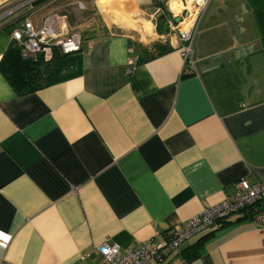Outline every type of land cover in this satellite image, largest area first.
Instances as JSON below:
<instances>
[{
    "label": "crops",
    "instance_id": "crops-1",
    "mask_svg": "<svg viewBox=\"0 0 264 264\" xmlns=\"http://www.w3.org/2000/svg\"><path fill=\"white\" fill-rule=\"evenodd\" d=\"M37 7L69 14L80 66L25 94L0 70V264H101V243L127 250L218 203L239 179L264 182V1L208 0L192 69L166 22L155 31L153 0ZM155 42L171 50L146 59ZM8 45L2 28L0 60ZM242 216L165 262L264 264V225Z\"/></svg>",
    "mask_w": 264,
    "mask_h": 264
},
{
    "label": "built area",
    "instance_id": "built-area-1",
    "mask_svg": "<svg viewBox=\"0 0 264 264\" xmlns=\"http://www.w3.org/2000/svg\"><path fill=\"white\" fill-rule=\"evenodd\" d=\"M6 1L10 3L1 7L4 2L0 0V29H9L8 47L16 49L22 60L48 63L56 51L63 55H73L81 50L82 34L69 28L66 14L50 12L41 16L37 22L28 17L31 9H34V0ZM153 1L168 4L172 15L167 21L168 27L176 30L179 49L187 66L192 69L194 60L191 42L199 15L208 0H179L181 8L178 11L170 8L169 2L172 0ZM175 18L179 20L175 21ZM153 25L156 28V19ZM137 61V55L128 59L125 74H131ZM249 208L254 210L251 218L264 225V182L250 184L239 179L234 183L233 193L205 207L201 213L177 227L168 229L161 236L154 235L124 251L118 244L105 241L96 247V251L102 259L101 264H167L166 253L176 252L185 241L207 229L222 225L232 215H245Z\"/></svg>",
    "mask_w": 264,
    "mask_h": 264
},
{
    "label": "trees",
    "instance_id": "trees-1",
    "mask_svg": "<svg viewBox=\"0 0 264 264\" xmlns=\"http://www.w3.org/2000/svg\"><path fill=\"white\" fill-rule=\"evenodd\" d=\"M45 1L34 0L33 5L37 6ZM154 6L161 7L162 3L154 2ZM165 19V14L158 15L156 19V31L158 33L163 30L161 25ZM152 50L151 53L144 51L146 59L168 52L171 47L155 43L152 45ZM66 56L56 51L53 59L48 63L29 62L22 60L16 49L7 47L0 60V70L17 93L25 94L76 76L80 66V57L78 55H69L68 58L70 59H67ZM253 213V208H249L241 218L251 217Z\"/></svg>",
    "mask_w": 264,
    "mask_h": 264
},
{
    "label": "rangeland",
    "instance_id": "rangeland-1",
    "mask_svg": "<svg viewBox=\"0 0 264 264\" xmlns=\"http://www.w3.org/2000/svg\"><path fill=\"white\" fill-rule=\"evenodd\" d=\"M165 2H166V0H165ZM170 8L171 9H173V10H178L179 8H180V5H179V3H178V1L177 0H173L172 2H170ZM3 9V8H2ZM26 9V8H25ZM35 9V10H34ZM34 9H31L32 11L31 12H29L28 13V17L30 18V19H32L33 21H37V20H39L40 19V17L43 15V12H44V10H41V9H39V7H35L34 6ZM47 8H45V10H46ZM156 9H158V15H160V14H165L166 15V19H165V22H166V25H164V32H165V36H168V35H175L177 32H176V30H170V28L168 27V24H167V21H168V19L169 18H171L172 17V15L170 14V11H169V8H168V4H166V3H164V4H162V6L160 7V6H157V8ZM59 14H66L67 15V18H68V20H70V17H69V14H67V13H59ZM158 15L157 16H153V19L155 20V19H157V17H158ZM87 19V18H86ZM176 21V20H175ZM79 22H82V20L80 19L79 20ZM140 23V22H139ZM138 23V24H139ZM79 23H75V25H78ZM137 24V29L138 30H140V25H138ZM155 31H156V28H155ZM135 35H134V37H135V39H138V37H139V35H138V33L137 32H133ZM153 33V32H152ZM147 39L149 40L150 39V37H147ZM155 43H158V42H155ZM68 56L69 55H67L66 56V58L67 59H70V58H68Z\"/></svg>",
    "mask_w": 264,
    "mask_h": 264
},
{
    "label": "bare ground",
    "instance_id": "bare-ground-1",
    "mask_svg": "<svg viewBox=\"0 0 264 264\" xmlns=\"http://www.w3.org/2000/svg\"><path fill=\"white\" fill-rule=\"evenodd\" d=\"M172 1H173V0H172ZM172 1H170V2H172ZM177 1H178L179 5H180V8H181V3L179 2V0H177ZM170 2H169V4H170ZM180 8H179V9H180ZM179 9H178V10H179ZM178 10H175V11H178ZM142 23H143V26H144L147 30H150L151 25H150L149 22H147V21L144 22V21H143Z\"/></svg>",
    "mask_w": 264,
    "mask_h": 264
},
{
    "label": "water",
    "instance_id": "water-1",
    "mask_svg": "<svg viewBox=\"0 0 264 264\" xmlns=\"http://www.w3.org/2000/svg\"><path fill=\"white\" fill-rule=\"evenodd\" d=\"M175 20H176V21H178L179 19H178V18H176Z\"/></svg>",
    "mask_w": 264,
    "mask_h": 264
}]
</instances>
